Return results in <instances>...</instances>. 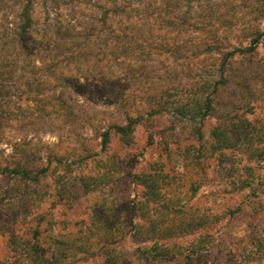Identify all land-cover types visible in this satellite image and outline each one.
Masks as SVG:
<instances>
[{
	"label": "rangeland",
	"instance_id": "rangeland-1",
	"mask_svg": "<svg viewBox=\"0 0 264 264\" xmlns=\"http://www.w3.org/2000/svg\"><path fill=\"white\" fill-rule=\"evenodd\" d=\"M57 1L0 0V264H264V0Z\"/></svg>",
	"mask_w": 264,
	"mask_h": 264
},
{
	"label": "trees",
	"instance_id": "trees-1",
	"mask_svg": "<svg viewBox=\"0 0 264 264\" xmlns=\"http://www.w3.org/2000/svg\"><path fill=\"white\" fill-rule=\"evenodd\" d=\"M32 0H28V4H25L22 8V19H23V22L21 24V30H26L27 28H29L31 26V17H30V14H29V6H30V3H31ZM58 3L60 2H63L61 0L57 1ZM57 3V4H58ZM140 9L138 8H135V5H129V7H125V8H119L118 5H116L114 8L112 9H104L103 8V12H104V19H107L109 17L110 14H112V18L113 17H118V21L119 22H122L123 20L125 19H129L130 17L128 16V13L129 14H133L132 12H139ZM119 16H122V17H119ZM60 18L59 16L55 18V23L53 25H56V32L59 34L61 32H65L63 31L64 29V23L62 20L58 19ZM125 18V19H123ZM139 18V17H138ZM52 25V24H51ZM47 27V28H46ZM50 26L47 24V26H44V28L42 29V37H37L35 38L36 39V44L34 45L33 49L38 53H42V52H49L50 50H53L54 46L50 45V44H43L42 40H44L43 38L46 37V34H49V28ZM69 31H66L65 33H67ZM126 35H127V32L123 31ZM122 32V33H123ZM56 33V34H57ZM63 33H61L63 35ZM36 34H38V36L41 34V28H38V30L36 31ZM49 39H52L49 37ZM252 48V47H251ZM237 52H244V50L242 49H235L233 51H229V52H226L224 54V57H223V60L221 62V65H220V69H219V79L215 82V85H214V93L217 91V86L219 85H223L225 82H226V77H225V70H226V67H227V63H228V60L233 57ZM59 98H61L60 96H58ZM204 104H205V109H204V112H203V115H206V114H209L210 111H211V108L213 107L212 105V98L211 96H207L204 100ZM0 107H1V103H0ZM151 108V107H150ZM148 109L147 111V114L148 115H155L157 113H160L162 112L163 110H167L166 107L164 106H159V107H152L151 109ZM127 123L125 125H120V124H117V125H112V126H109L102 134V146L104 147L108 140H109V136L111 134V130L112 128L116 129V131L122 135H127L129 134L130 132L133 131V128H134V125L135 123L137 122V119L138 117H132L130 115H128L127 117ZM4 170H6V168H4ZM10 172L11 173H14V174H20L22 173L23 171L19 168H13V169H10Z\"/></svg>",
	"mask_w": 264,
	"mask_h": 264
}]
</instances>
